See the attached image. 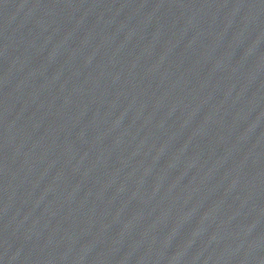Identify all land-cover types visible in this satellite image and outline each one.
<instances>
[{"label": "water", "instance_id": "95a60500", "mask_svg": "<svg viewBox=\"0 0 264 264\" xmlns=\"http://www.w3.org/2000/svg\"><path fill=\"white\" fill-rule=\"evenodd\" d=\"M0 264H222L112 209L0 171Z\"/></svg>", "mask_w": 264, "mask_h": 264}]
</instances>
